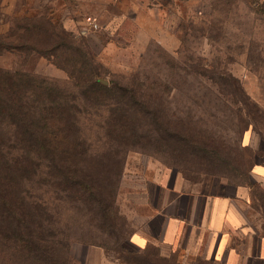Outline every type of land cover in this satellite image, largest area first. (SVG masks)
Listing matches in <instances>:
<instances>
[{
    "label": "rangeland",
    "instance_id": "rangeland-1",
    "mask_svg": "<svg viewBox=\"0 0 264 264\" xmlns=\"http://www.w3.org/2000/svg\"><path fill=\"white\" fill-rule=\"evenodd\" d=\"M88 17L96 29L88 26ZM54 25L94 57L102 84H136L174 122L219 151L218 156L167 147L131 152L112 226L75 207L74 200L53 195L46 179L36 195L49 209L41 217L43 227L61 242H74V264L85 254L84 242L114 259L132 260L129 241L145 209L129 197L160 171L208 191H220L223 182L254 185L264 211V0H0V69L46 79L83 104L69 75L75 64L66 63L72 51H56V61L28 47L3 48L16 46L20 36L42 47ZM101 113L81 109L86 118ZM98 131L86 125L88 136Z\"/></svg>",
    "mask_w": 264,
    "mask_h": 264
},
{
    "label": "trees",
    "instance_id": "trees-1",
    "mask_svg": "<svg viewBox=\"0 0 264 264\" xmlns=\"http://www.w3.org/2000/svg\"><path fill=\"white\" fill-rule=\"evenodd\" d=\"M53 29L42 47L20 36L16 46L3 48L28 47L42 56H56V61V51H72L66 63L75 64L69 75L83 104L69 100L46 79L0 69V264L75 263L74 242H61L53 229L43 227L41 217L49 209L36 195L46 179L53 195L74 200L75 207L112 226L131 152L167 147L176 153L219 155L136 84H102L94 57L61 26ZM82 108L102 113L86 118ZM87 124L99 129L93 137L85 132ZM96 145L99 154L92 151Z\"/></svg>",
    "mask_w": 264,
    "mask_h": 264
},
{
    "label": "crops",
    "instance_id": "crops-1",
    "mask_svg": "<svg viewBox=\"0 0 264 264\" xmlns=\"http://www.w3.org/2000/svg\"><path fill=\"white\" fill-rule=\"evenodd\" d=\"M130 200L145 209L130 239L132 260L82 244L80 264H264V211L254 185L208 191L160 171Z\"/></svg>",
    "mask_w": 264,
    "mask_h": 264
},
{
    "label": "built area",
    "instance_id": "built-area-1",
    "mask_svg": "<svg viewBox=\"0 0 264 264\" xmlns=\"http://www.w3.org/2000/svg\"><path fill=\"white\" fill-rule=\"evenodd\" d=\"M87 24L88 26L93 27L95 29L98 27L97 22L92 17L87 18Z\"/></svg>",
    "mask_w": 264,
    "mask_h": 264
}]
</instances>
